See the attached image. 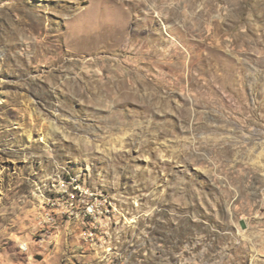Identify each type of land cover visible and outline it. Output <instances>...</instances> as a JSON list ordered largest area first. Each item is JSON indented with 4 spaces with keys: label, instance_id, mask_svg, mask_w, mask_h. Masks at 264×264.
I'll return each instance as SVG.
<instances>
[{
    "label": "rangeland",
    "instance_id": "1",
    "mask_svg": "<svg viewBox=\"0 0 264 264\" xmlns=\"http://www.w3.org/2000/svg\"><path fill=\"white\" fill-rule=\"evenodd\" d=\"M0 264H264V0H0Z\"/></svg>",
    "mask_w": 264,
    "mask_h": 264
}]
</instances>
